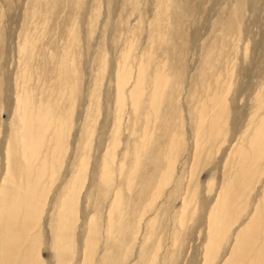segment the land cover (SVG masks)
Here are the masks:
<instances>
[{
	"label": "rangeland",
	"instance_id": "1",
	"mask_svg": "<svg viewBox=\"0 0 264 264\" xmlns=\"http://www.w3.org/2000/svg\"><path fill=\"white\" fill-rule=\"evenodd\" d=\"M122 73L128 79L120 87ZM156 74L166 81L152 110ZM138 76L134 111L130 90ZM22 96L46 108L44 120L63 121L59 143L51 130L38 142L33 173L25 170L26 156L18 159L21 192L31 187L41 202L28 236L37 238L41 264L232 260L236 233L263 207L264 155L236 203L237 222L217 236L211 255L209 217L222 186L241 171L236 151H248L252 121L264 117V0H0V194L12 175L7 155L20 135ZM215 98L225 116L218 136L202 148L197 132L208 130ZM144 132V150L135 156ZM107 152L111 175L104 183ZM81 157L77 196L64 213L70 255L59 260L57 213ZM90 231L96 241L87 249ZM28 237L13 264L29 252ZM262 238L259 231L239 264H259Z\"/></svg>",
	"mask_w": 264,
	"mask_h": 264
},
{
	"label": "bare ground",
	"instance_id": "2",
	"mask_svg": "<svg viewBox=\"0 0 264 264\" xmlns=\"http://www.w3.org/2000/svg\"><path fill=\"white\" fill-rule=\"evenodd\" d=\"M119 79H120V87H122L126 84V81L128 78L126 74L122 73ZM141 79L142 77L138 76L135 81V84L130 90L131 103L133 105L134 111H137L136 106H138L137 104L139 103V100H140ZM165 81H164V78H162L159 75L158 77L155 78V83H154L155 88L152 91L151 95L149 96V102H150L149 104H150V107H152V110L156 108L157 102L161 98L162 88L164 87ZM29 98L30 97L22 96L19 99L18 111H19L20 120L18 119L19 120L18 122L20 125V129H19L20 135L18 136V139H17L18 141H16L17 143H13L14 144L13 145L10 142L11 145L8 148V151L10 152L8 153L7 158L10 163V169H12L11 170L12 175H10V180L8 183L6 182L9 178H6V182H4V184L5 185L7 184V187H4L5 189L3 190L2 194H0V200H1L0 202L3 203V207L2 208L0 207L1 208L0 209V213H1L0 215L1 216L0 217L1 218L0 264H13V259L15 258V255L18 252L19 248L20 247L22 248L25 242V239H26L25 237L26 236L28 237L30 232L32 233V230L34 229V227H32V224L34 226V223L36 222L38 218V214H39L37 210V207L39 206L37 205L41 204V202L38 203L39 196L35 194L36 191L31 189V187L29 188V191H27L26 193L24 191L23 193L21 192L19 174H17V169L19 166L18 159H24L26 156V158H28L27 159L28 161H27V166L25 170L30 171L32 167L35 165L34 160L32 159V157L36 154L35 148L38 142L39 143L42 142L41 139L43 135L45 136V133L50 130L53 131V133L56 135L54 136L56 137L54 138L56 139V141L54 139L52 141L54 144L55 143L57 144L60 142L59 137H61L60 134H61L62 126H63V123H62L63 121L59 119V117L57 118V120L53 119V117L50 118L51 119L50 121H46L47 119L44 120L43 116L47 112L46 108L36 106L32 102V100H30ZM217 99L218 98H215L214 102H212L213 103V112H212L213 117L209 121L208 130H205L203 126V129H204L203 131L204 132L208 131V137L206 136L204 137V132L202 131L201 128H198V131L200 129L201 130L197 133H199V136L201 137L203 136L204 138L201 140V144H200L202 148L206 147L210 141H213L212 139H215L218 136L219 131L221 129V121L225 116V109L223 106L224 104H222ZM117 102H118V109L120 111L121 106L124 104L123 92H121L120 89H119V95L117 98ZM205 116H206V110H204L203 108L199 112L198 120H203ZM198 123L200 122L198 121ZM252 123L254 124L252 132H248V133L246 132L245 137H244V138H248L247 139L248 151H245L242 149L236 151V154L238 155V161L241 167V171L239 172L238 175H236V177L232 180V182H228L222 186L217 196L216 203L213 209L210 211L211 213L209 217V227H208V237H209L208 249H211V250L207 251L208 254L210 255L214 253L215 249L213 247H216L217 236L221 234L223 229H226L228 226L235 224L237 222V219L235 218L236 211H237L236 203L238 200H240L244 196V192L251 181V177H253V175H251L253 174L251 172V168H252L251 166H256L258 164V163L256 164V162H259L262 159V156L264 155V117L260 118L259 120H254L252 121ZM16 131L18 130L16 129ZM49 133H52V132H49ZM146 138H147V133L144 132L141 143L138 146H136L135 149L133 150L135 151V156H137L138 152H140V150H142L143 147L145 146ZM42 163H43V160H42ZM42 166H41V169L39 170L37 169L39 174L43 172L41 171L43 170ZM79 166L80 167L78 168V170H76L77 171L76 175H74L71 181L68 184H66L67 186L64 191L65 195L62 193L64 195L63 203L59 205L61 206V209L59 213H57L59 214V217L61 218L60 221L58 219L59 221L58 228L60 230L59 233H61V235L60 236L58 235L59 238L57 237L58 238L57 244L55 243L57 247L56 257L59 260L63 258H68L70 255V243H71L72 234L69 228L70 227L69 220L64 217V213L66 210L72 207V202H73L72 200H74L75 197L77 196L76 193H77L78 188L75 186V182L78 180V177H80L78 175L80 174L81 169L85 167V162H84V159H82V157L79 159ZM110 166H111V155L109 152H107L103 159V168H102V176H101L102 181L104 183H107L109 181V178L111 175ZM171 168H172V162L170 160L166 168L167 169L166 173L164 174L162 179L160 178V180H162L161 182H164L168 179ZM29 171L27 173H30ZM23 174L25 175V173ZM30 176H32V174ZM4 184L3 186H5ZM28 185H30V183ZM261 202L263 203V207L255 209L254 213L245 223L244 227L236 233L234 244L231 249L232 252L230 254L232 260L229 263H225V264L241 263L246 257V254L247 253L249 254V252L251 251V248H253L252 246L254 245V243L256 242L258 238L259 231L263 236L262 239L264 240V190H263V198ZM115 203L116 205L113 208V211H115L118 207L119 198L116 199ZM20 216H22L21 219H19ZM29 230L31 231L29 232ZM89 235H90L89 236L90 242L88 244L89 246L87 247V249L88 248L90 249L95 244V241H96V235L94 231H90ZM35 238H33L32 240L30 239L29 252L26 250V252H24L22 256L19 255L20 256L19 264H41L40 262L41 259L39 255V245L36 242L37 238L36 239ZM262 243H263V246L259 248L260 250L257 255L259 264H264V241ZM88 258L89 257H86L85 260H87Z\"/></svg>",
	"mask_w": 264,
	"mask_h": 264
}]
</instances>
